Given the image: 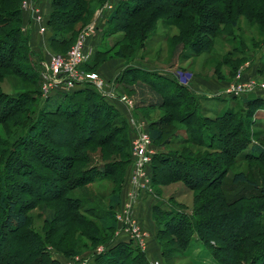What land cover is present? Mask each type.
I'll list each match as a JSON object with an SVG mask.
<instances>
[{"label":"rangeland","instance_id":"374dc122","mask_svg":"<svg viewBox=\"0 0 264 264\" xmlns=\"http://www.w3.org/2000/svg\"><path fill=\"white\" fill-rule=\"evenodd\" d=\"M25 1L29 6L24 5ZM44 1L45 12L41 11V14L46 16L49 13L51 0H23L21 9L24 14L28 12L32 22H36L29 8L42 9L40 4ZM132 6L141 5L137 0H66L61 9L62 12L80 11L76 23L67 29L73 35L77 34L74 43L81 37L84 42L80 70L85 73H96L103 81L102 91L85 82L74 86L80 87L82 93L95 92L99 98L118 112L123 123V134L126 135L127 140L125 149L123 148L126 155L124 160L127 162L123 180L121 175L116 173L95 184L77 186L67 191L64 198L59 197V192L57 193L59 189L62 191L64 186L63 179L61 180L57 172L63 170V166L66 169L70 168V158H74L75 155L89 157L92 162L74 165L71 177L66 184H69L73 178L76 179V172H83L95 166L96 162L101 164L123 160L122 145L119 142L121 134L117 131L114 133V130L119 128L117 125L99 130L93 141L90 132L96 128L97 124L90 120L83 124L77 119L74 123L77 125L78 139L87 138L90 142L89 145L81 147L76 142L69 146V137L64 132L55 133L53 136L60 146H54L43 138V143L52 148L51 153L60 158H66L67 164L65 161L47 159L46 152L28 151L24 142L20 141L27 132L24 128L30 124L25 111L27 103L20 107L21 100L20 102L16 100L18 94L19 96L27 94L35 98L34 108L37 112L46 105V102H48L46 106L49 107L50 102L55 100L57 95L55 93L61 95L71 93L67 92L68 89L62 90L63 88L52 91L47 96H44L42 92L43 65L48 62L51 55L67 56L74 44L54 53L47 45L48 37H45L46 42L40 50L31 49L33 52V57L30 59L31 66L40 79L38 87L14 73L12 68H0V118L4 116L3 112L14 111L9 113V117L0 120V167L13 180L8 193L9 198L19 197V208L27 215L29 227L49 245L48 250L52 260L64 264H92L95 256L103 253L108 246L114 245L117 235L128 234V230L123 227L118 217L122 216L125 204L130 202V194L136 188L131 182L133 143L142 133H148V130L154 128L159 122H164L169 133H176L178 136L176 140L171 138V142L167 145L168 149H164L165 151L171 150L170 152L190 155L199 160L217 158L219 162H224L219 165L226 169L227 175L222 181L223 193L219 189L191 190L181 181H168L166 173L159 172L163 169L158 165L152 187L150 164L148 165V189L140 191L136 197V204L132 207V213L135 214L139 202L144 201L148 196L152 198L148 207L152 234L150 238L148 237L149 248L144 253L148 264H165L159 254V240L157 241L156 238L157 232L163 228V225L160 220L155 223L152 217L153 207L157 206L167 213L181 212L191 218L197 201L204 209L205 217L203 218L210 220L209 230L218 233L220 237H211L210 242L205 243L193 233L189 247L182 250L181 254H172L168 264H217L212 250L216 252V257L227 254L234 264H264V198L262 197L264 160L262 158L260 161H253L245 157L255 143L264 148V90H255L240 96H223L239 73L244 81L256 79L261 83L264 82V26L254 16L262 14L264 17V0H192L181 8L171 7L167 3L161 5L157 3L136 15L129 16L128 7L132 8ZM16 7V0H0L2 11H13ZM113 14H116L115 19L112 17ZM216 15L220 17L219 21L214 19ZM221 19L226 23H223ZM35 22L33 23L41 27L40 23ZM86 25L89 28L81 34L82 28ZM42 26L45 28L44 24ZM21 32L25 34L24 37H28L30 44L31 31L24 26ZM38 32L40 36H47L48 32V36L50 34L46 28L44 32L38 28ZM206 41L210 49L208 53L192 55L194 50L191 51V45L194 42L205 43ZM88 42H90L89 46ZM17 54H19L18 51ZM96 54H102L98 61L101 63L97 62L94 65L96 62L93 59L97 56ZM120 54L124 55V58L120 57ZM235 58L240 59L241 64L232 75L234 70L230 65ZM0 62L5 63L4 58L1 57ZM15 63L19 64L18 60L13 61L12 66ZM84 65H86L85 68ZM104 68L109 74L106 72L102 75ZM260 70L262 74L258 73ZM22 72L27 73L25 69H22ZM156 76L164 81H153V77ZM195 80L201 84V87L209 83H214L215 86L225 84L223 90L214 91L210 94L212 96L208 92L198 91L200 97L196 106L201 119H214L226 111L234 112L237 118L240 116L243 119V136L245 137L242 140L241 156L235 164L228 162V159L216 150L185 144L186 140L191 142L192 138L184 125L172 120L167 121L169 114L176 111L163 106H150V99H154L150 86L162 87L166 90L170 82L190 89ZM139 87L147 91H145L146 97H139ZM122 96H125L127 101H122ZM231 97L237 98L232 100ZM47 98H50V101H46ZM223 98L225 99L222 100ZM255 98L262 101L256 102L252 108L248 107L245 100ZM8 102H12L9 104L10 109L7 108ZM53 102L55 105L50 108H55L58 104L56 100ZM62 106L61 102L58 108L61 109ZM73 107L76 108V105L73 104ZM101 119L103 120V117ZM194 120L197 121V119ZM105 122L112 124L115 121L113 118H107ZM68 123L71 124V122ZM192 124L195 125V122ZM39 127L42 130L45 128L44 124H40ZM214 128L218 127L214 126ZM44 133H48L47 130L44 129ZM213 143L217 144L215 140ZM153 150L155 154L158 152L154 146ZM30 153L36 154L43 162L52 166L54 172L43 168L37 169L42 166H38V163L34 161L32 165L37 166L35 172L26 175V178H31L32 181L20 178L18 174L25 170L21 161L26 162ZM173 171L171 167V175ZM238 173H243L252 184H234L231 178L233 174ZM38 174L45 179H40ZM46 181L48 183L43 187ZM23 184L21 188L19 185ZM117 188L121 202L114 211L116 228L107 236V233L99 228L100 224L96 216L107 211L109 197ZM123 190H125L124 200L122 199ZM220 193L223 194L227 203L235 202L236 205L232 208L233 213L239 217L235 219L230 217L228 220L223 216V211L216 206L214 199ZM44 198L49 199L44 200ZM66 198L80 200L89 198L92 201L81 210L76 209ZM50 220L53 221L50 222ZM191 221L194 223L195 219L191 218ZM138 228L146 248L147 235L142 227ZM93 230H97V233L93 234ZM243 233H247V237L243 238ZM91 237H96L97 240H91ZM159 237L165 250L175 247L173 237L170 235L160 234ZM130 242L135 244L132 240ZM237 242H240L239 245ZM19 246L17 249L20 248ZM76 251L86 252L85 254L89 257L85 260L75 256L78 259L75 260L74 257L65 263L64 255H72ZM150 251H154L158 260L148 259Z\"/></svg>","mask_w":264,"mask_h":264},{"label":"trees","instance_id":"16d2710c","mask_svg":"<svg viewBox=\"0 0 264 264\" xmlns=\"http://www.w3.org/2000/svg\"><path fill=\"white\" fill-rule=\"evenodd\" d=\"M22 1L23 0H16L17 7L13 11L7 12L0 10V53H2L0 58H4L5 61V63L0 62V68H12L14 73L20 75V77H23L26 80H29L32 85L38 87L40 84V79L33 66H31L30 59L33 57V52L30 48L29 39L28 37H24L25 34L21 32L22 27L26 26L31 21L29 19V14H24L21 9ZM137 1H139L141 6H132V8L128 7L129 16L136 15L137 13H140L146 8L157 3L160 5L167 3L171 7L181 8L188 5L192 0ZM65 2L66 0H51L48 8L49 13L46 16L42 15L44 18L42 19V23H40L41 26L43 24L45 25L47 31H50V34L47 38V45L54 53H58L62 48L64 49V47H70L74 43L76 39L75 36L77 35H73L72 32H68L67 29L76 23L80 16V11L73 10L72 12H62L61 9L64 7ZM24 16L26 17L28 23H26ZM254 16L257 21L264 26L263 15L256 14ZM112 17L115 19L116 14H113ZM214 19L219 21L220 17L216 15ZM221 20L223 23H226L225 20ZM190 49L191 51L194 50V54L190 51L188 52L192 53L194 56L208 53L210 50L207 45V41L205 43L194 42ZM17 51L19 54H17ZM101 55L102 54L94 56L93 61L96 62L94 65L97 64ZM120 57L124 58V55L120 54ZM15 60H18L19 64L15 63V65L12 66L13 61ZM100 63L101 62H98V64ZM240 64V59L235 58L233 63L230 65L234 70L232 75L236 73L235 71L238 70ZM85 66L86 65H84V68ZM22 69H25L27 73H23ZM85 70L89 71L87 69ZM258 73L262 74V71L260 70ZM154 80L161 82L164 81L159 76L153 77V81ZM168 85L169 87L166 88V90L162 89V87L159 88L150 86L151 91L154 93L152 95L155 99H150V106H163L176 111L175 113L173 112L169 114L167 121L172 120L184 125L185 129H187L188 135H191L192 138L191 142L186 140L185 144H194L198 147H203L208 150H216L217 152L221 153L223 157H226L228 162L233 164L237 163V160L242 153V140L243 137H245L243 136V119L240 116L237 118L236 113L230 111H226L223 114L216 116L214 119H201V117L198 116V110L196 106L200 96H198V94H196L193 90L179 86L177 84L168 82ZM139 90V97L147 96L145 95L147 92L146 90L145 92L144 89L140 87ZM32 91L38 93L36 90ZM27 93L30 94L32 92ZM55 94L57 95L54 99L58 103L56 104V107L50 108L55 105L53 102L55 100H53L50 102L49 107L46 106L48 105V102H46V105L37 112L34 108L35 98H31L27 94H22L21 96L18 94L16 97L17 101L20 102L21 100L20 107H23L27 103L25 111L28 115V124L30 125L24 128L27 132L25 136L20 139V141L24 142V146L27 147L28 151L38 150L39 153L46 152L47 159H51L52 161H65L67 164L66 158L63 159L58 155L51 153L52 148L43 143V138L54 146H60L59 142L56 141L53 136H55V133L59 134L64 132L69 137V146L74 142L79 143L78 146L80 147L89 145L90 142H88L89 140L87 138L78 139L77 125L74 123L77 119L81 120L83 124L89 120L94 122V124H97L96 128L90 132L92 136L91 140L93 141H95V137L99 133V130L101 131L109 128L111 125H117L119 128L114 130V133L117 131L119 132L118 134H121L119 142L122 145L123 150V160L101 164L96 162L95 166L83 172L77 173L75 171L77 174L76 179L73 178L69 184H66L71 177V171L74 165L81 163L86 164L88 161L92 162L89 157H83L81 155H75L74 158H70V168L67 167L66 169V167L63 166V170L57 172L61 180L63 179L62 182L64 183L62 191H60V189L57 191V193L59 192V197L64 198V195L67 191L77 186L95 184L101 180L109 178L116 173L121 175L122 179L126 170L125 163H127L126 160H124L126 156L124 149L127 140L126 135L123 134V123L119 118L120 115L118 112L106 104L102 98H99L95 92L82 93L80 88L78 90L72 91L69 94ZM231 98L232 100H235L237 97ZM46 101H50V98H47ZM245 101L247 106L252 108L256 102H260L262 100L255 98ZM61 102L63 106L61 109H59L58 105H60ZM11 103L12 102H8V109H10L9 104ZM73 104L76 105V108L73 107ZM11 112L14 111H9L7 113L6 111L3 112L4 116L1 117L0 120L9 117V113ZM101 117H103V120ZM107 118H113L115 122H112V124L108 122L104 123L105 119ZM194 119H197V121ZM62 120L65 122H61ZM68 122H71V124ZM193 122H195V125L192 124ZM40 124H44V129L45 131L47 130L48 133H44V129L42 130V128L39 127ZM164 125V122H159L154 128L148 130L152 145L158 150V152L152 156L149 167L152 187L154 185L156 168L158 165H160L163 171L159 170V172H165V176H167V179L170 182L181 181L191 190L219 189V191L223 193L222 181L227 175V171L219 164L224 162H219V159L217 158H205L204 160H199L197 158H193L190 155L187 156L178 152H170L171 150L165 151L164 149H168L167 145L171 142V138L176 140L178 136L176 133H169V129ZM214 126H217L218 128L215 129ZM214 140L217 142V144L213 143ZM28 156L29 157L25 160L26 162L21 161L25 167V170L18 174L20 178H25L28 179V181H32L31 178H26V175L28 173L35 172L37 166L34 167V165H32L34 161L38 163V166H42L37 167V169L43 168L50 171L54 169L49 164L45 163V161L43 162V160L40 159L36 154L30 153ZM245 157L251 158L250 160L253 161H260L262 158L264 160V148L255 143L252 145L249 154ZM171 167L174 170L172 175L170 173ZM38 177L40 179H45L39 174ZM231 181L234 184H252L248 181L243 173L233 174ZM12 183V178L7 176V173L5 174V172L0 167V264H64L50 258L51 256L48 250L49 245L41 240L38 234L29 227L30 223L27 215L18 206L19 197L17 199L9 198L8 193L11 189ZM46 183L48 182L46 181L43 183V187L47 185ZM19 186L22 188L24 184ZM116 191L109 197L107 211H104L96 216L97 221L100 224L99 228L103 232L107 233V236L112 234L111 232H113L116 228L114 211L121 202V198L118 194V188ZM222 193H220V195L218 194L214 199L216 206L220 207L221 211H223V216H225L228 220H230V217H233L234 219L239 217L233 213L232 208L236 205L235 202L227 203L223 198ZM262 197L264 198V190L262 191ZM48 199L49 198H44V200ZM66 200H68L69 203H72L76 209L81 210L86 208V205H89L92 201L89 198L83 200L66 198ZM203 210L204 209H202L200 202H195V208L192 210L191 215V218L195 219L193 223L191 218L186 214L181 212L175 214L169 212L167 213L157 206L153 207L152 217L155 223L160 220L163 225V228L157 232L156 238L157 241L159 240L158 243L160 247V254L165 264L169 263L168 259L170 256L172 257V254H181L182 250H185L189 247V244L191 243V235L193 233L197 234L199 240H203L205 243H209L211 237H220L218 236V233H214V231L209 230L208 222L210 220L203 218L205 217V212ZM52 221L53 220H50V222ZM94 233H97V230H93V234ZM160 234H166L173 237L175 247L165 250V247L161 244L159 239ZM247 235V233H243V238L247 237ZM91 240H97V238L91 237ZM98 240L100 242L102 241L101 239ZM16 242L18 243L17 245ZM18 246L20 248L17 249ZM80 252L81 251H76L74 253L76 255H64L66 258L65 261L74 258L75 256L85 255L86 253ZM212 254L215 257L217 264H234L233 260H230V257L227 254H224V256L222 254L217 255L216 257V252H214V250H212ZM92 264H148V262L146 255L141 252L139 248L132 242H119L108 246V248L103 253L95 256Z\"/></svg>","mask_w":264,"mask_h":264},{"label":"built area","instance_id":"2783aa9c","mask_svg":"<svg viewBox=\"0 0 264 264\" xmlns=\"http://www.w3.org/2000/svg\"><path fill=\"white\" fill-rule=\"evenodd\" d=\"M25 6L29 4L25 1ZM31 14H33L37 23H41L43 16L38 8L30 7ZM91 26V25H89ZM89 27L86 26L81 34H83ZM44 27H40V31L44 32ZM80 38V37H79ZM82 38V37H81ZM77 40L71 47L67 56L51 55L48 62L43 65L42 92L44 96L49 95L52 91L58 89H70L75 84L89 83L96 87L97 90L102 91L103 81L96 73H85L80 70V65L83 59V40ZM239 73L231 82L230 86L225 90L226 95L240 96L254 92L255 90H264V82L261 83L256 79L244 81ZM62 86V87H61ZM122 101H127L125 96H122ZM133 167L131 182L136 187L130 194V202L125 205L122 216L118 217L122 221V225L128 230L129 238L139 247H144V239L138 232L139 226L132 214V207L136 204V197L145 189H148V173L147 167L151 162L152 156L155 154L153 145L149 134L142 133L138 140L133 143ZM78 259L77 257L74 258Z\"/></svg>","mask_w":264,"mask_h":264},{"label":"crops","instance_id":"0c3cea01","mask_svg":"<svg viewBox=\"0 0 264 264\" xmlns=\"http://www.w3.org/2000/svg\"><path fill=\"white\" fill-rule=\"evenodd\" d=\"M40 6L42 7V9H40L38 7V9L40 10V12L41 11H44L45 12V8H44L45 1L44 2H41ZM26 13L28 14V12H26ZM25 19H26V17H25ZM26 23H28L27 19H26ZM25 27H26V29H28V30L31 31V40H30V47H31V49L34 50L36 48V50H40L42 48V46H44V43L46 42V41H44V38L45 37H48V33L49 32L47 33V36L46 35L45 36H40V34L38 32V28L39 27H38L37 24H34L32 22V19H31L30 23H28ZM89 43L90 42L87 43L88 46H89ZM106 72H108V71H106V69L104 68L101 73H102V75H105ZM108 74H109V72H108ZM215 85L216 84H214V83L213 84H210L209 83L208 85H204L205 87H201V84L200 83H197V81L195 80V81L192 82V87L190 89L193 90L196 94H198V91H205V92H208V94L210 95V94L214 93V91L223 90L225 88V84L224 83L217 84V86H215ZM78 89H80V87L78 88L76 86H73L70 89H68L67 92H72V91L78 90ZM210 96H212V95H210ZM223 96L224 97H227L228 95H225L224 94ZM224 99L225 98H223L222 100H224ZM126 175H127V177L129 176V171L128 170L126 171ZM128 191H129V188H128ZM124 192H125V190L122 191V199L123 200L125 198L124 197ZM151 200H152L151 197H149V196H148V198L146 197V199L144 201L142 200L141 202H139L140 204L138 205L137 209L135 210V214L132 213L133 216H134V218L137 221L138 226L142 227L143 231L146 233L147 240H148V237L150 238V235L152 234V232H151L152 231V225H151L150 215H149V210H148V207L150 205ZM117 236H118V238H116V242L114 244L119 243V242H126L127 243V242H130L131 241V239L129 238V235L126 234V233H120ZM149 240H148V244H146V248L144 247L145 249L139 248V250L141 252H143V253H146L147 252V250L149 248ZM80 257L86 260V258H88L89 256L85 254V255L80 256ZM147 257H148V259H152V260L156 258L155 261L158 260L157 257H155V255H154V251H150V253H148V256ZM66 262L67 261H65V263Z\"/></svg>","mask_w":264,"mask_h":264}]
</instances>
